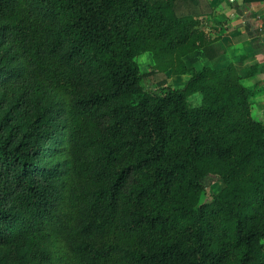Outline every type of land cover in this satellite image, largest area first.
Here are the masks:
<instances>
[{
  "label": "trees",
  "instance_id": "1",
  "mask_svg": "<svg viewBox=\"0 0 264 264\" xmlns=\"http://www.w3.org/2000/svg\"><path fill=\"white\" fill-rule=\"evenodd\" d=\"M203 15L0 0V264H264V125L241 84L260 69L194 68L225 54ZM204 179L223 184L208 200Z\"/></svg>",
  "mask_w": 264,
  "mask_h": 264
},
{
  "label": "crops",
  "instance_id": "2",
  "mask_svg": "<svg viewBox=\"0 0 264 264\" xmlns=\"http://www.w3.org/2000/svg\"><path fill=\"white\" fill-rule=\"evenodd\" d=\"M205 1L211 15L199 18H203L206 29L212 27L221 29L217 43L221 44L225 54L213 60L201 59L193 67L198 69L206 65L220 69L229 63L240 61L238 69L251 67L260 69L256 74L241 79V84L247 91L251 117L255 122L264 125V1L252 3L244 0ZM172 77L178 78L182 85L181 76Z\"/></svg>",
  "mask_w": 264,
  "mask_h": 264
},
{
  "label": "rangeland",
  "instance_id": "3",
  "mask_svg": "<svg viewBox=\"0 0 264 264\" xmlns=\"http://www.w3.org/2000/svg\"><path fill=\"white\" fill-rule=\"evenodd\" d=\"M137 63H138L140 71L143 73H147V72H150L153 61L149 53H143L137 58ZM166 77H167L166 83L173 88H181L184 86V84L187 81V76H181L183 78L182 80L183 83L181 85V82L178 78H174L170 76V74H167ZM156 79L157 78H155L153 75L146 76L143 80V86L151 87L152 81ZM190 101L193 102L195 106H198L200 103V96L198 94L193 95L190 97ZM203 184L206 189V196H203L202 200H208L210 195L216 194L223 186L222 182H219V181L215 182L210 179H204ZM263 258H264V254H263Z\"/></svg>",
  "mask_w": 264,
  "mask_h": 264
}]
</instances>
